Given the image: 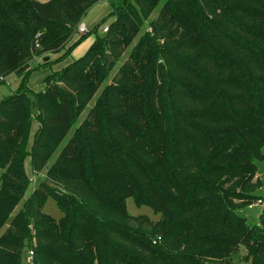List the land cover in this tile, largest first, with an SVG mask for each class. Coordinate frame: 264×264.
<instances>
[{
  "label": "trees",
  "instance_id": "1",
  "mask_svg": "<svg viewBox=\"0 0 264 264\" xmlns=\"http://www.w3.org/2000/svg\"><path fill=\"white\" fill-rule=\"evenodd\" d=\"M97 1L0 0V84L70 54ZM103 1L114 19L101 37L42 90L0 101V227L21 207L0 264H229L239 246V264H264V213L252 232L230 208L263 199L251 180L264 159V0ZM141 27L132 65L46 166L109 69L99 57H118ZM47 197L58 220L42 211ZM127 197L161 218L133 227Z\"/></svg>",
  "mask_w": 264,
  "mask_h": 264
},
{
  "label": "rangeland",
  "instance_id": "2",
  "mask_svg": "<svg viewBox=\"0 0 264 264\" xmlns=\"http://www.w3.org/2000/svg\"><path fill=\"white\" fill-rule=\"evenodd\" d=\"M38 1H45V0H38ZM158 9L156 8L152 14L149 15L147 20L155 17L157 15ZM114 19V16L110 14L109 7L107 5V2L101 0L97 1L96 3H93L91 6L88 7L85 14L81 17V21L84 22L86 26V32L84 37L80 38V34H76L72 38V44L73 47L70 51V54H67L64 58L57 60V57L59 56L60 52H49L47 53L48 61L44 63L42 59H39V63L43 64L39 66L37 69L33 70L29 74L25 75H14L9 74L6 76L4 82L0 84V101L6 97L7 95H10L17 91H24L26 95L32 96L33 93L38 92L43 89V80L44 78L50 74L54 73L63 66H65L68 62L71 63L73 59H76L79 56L82 55L86 51V49L89 47V45L94 42L96 37H101L103 35L102 28L104 26H108L112 23ZM172 29V27H171ZM146 29L141 27L138 34L134 37L133 41L129 43L127 46L123 48L121 53L116 58H111L109 53H105V55H101L99 57V62L101 64H106L109 69L106 70V73L104 77H101L97 81L96 89L93 93V95L90 97L89 101L86 104V107L83 109V111L79 114L74 116V120L72 122V125L70 127V130L68 131L66 137L64 140L57 146L55 152L50 156L48 159L46 166L51 165L55 158L57 157L60 149L62 146L66 143L67 139L71 136V133L73 131V127L81 123L85 117L87 116L88 109L95 106L96 104L101 102V99L103 97V89L106 86V84L113 82L116 72L118 69L124 65L128 64L132 65L131 57L135 53V48L137 46L138 41L140 40V37L143 35V33H146ZM161 42V41H160ZM162 45H159L157 43L158 52H161V49L164 48L165 43H160ZM70 45V44H69ZM67 45V46H69ZM79 53V54H78ZM33 92V93H32ZM164 99V98H163ZM165 101L162 100V106H165ZM27 105V104H26ZM262 153L264 154V148L262 149ZM255 166V172L253 174L251 183H253V188L251 189V193L260 194L263 196V199H256L253 201L244 200L242 199H232V205L231 209L234 210L238 215L241 217H244L250 225V231H255L257 227H259V217L261 213H264V159L259 161H254ZM45 169V167H44ZM42 169L40 171V174L43 173ZM3 172V169L0 168V177ZM30 174V169L27 170ZM1 184V179H0ZM35 186L34 183H29L27 185V192L24 196V199L32 192L33 188ZM21 203V202H20ZM125 205H126V211L129 215L137 217L136 219H132L133 227L135 228H141L144 227V230H147L149 222L155 223L161 218V215L159 212L153 211L148 205L146 204H136L132 197H127L125 199ZM21 209L20 204L16 203L14 207L12 208L11 212L8 215V220H10L15 214L19 212ZM42 211L45 214H48L53 219L58 220L62 216V212L56 205L55 201L47 197L44 201V204L42 205ZM8 220L6 223H4L0 227V236L3 235L8 227ZM148 222H147V221ZM246 250L239 246L237 250V255L233 256L228 259L229 264H239L241 261V258L245 255ZM27 256H23V262H26ZM219 264H225L223 262H219Z\"/></svg>",
  "mask_w": 264,
  "mask_h": 264
},
{
  "label": "built area",
  "instance_id": "3",
  "mask_svg": "<svg viewBox=\"0 0 264 264\" xmlns=\"http://www.w3.org/2000/svg\"><path fill=\"white\" fill-rule=\"evenodd\" d=\"M107 30V27H104L103 28V31H106ZM77 32L80 33V34H83L86 32V26L83 22H79L78 25H77ZM32 182H34V179H31ZM27 257L28 259H31L32 258V251H28V254H27Z\"/></svg>",
  "mask_w": 264,
  "mask_h": 264
},
{
  "label": "water",
  "instance_id": "4",
  "mask_svg": "<svg viewBox=\"0 0 264 264\" xmlns=\"http://www.w3.org/2000/svg\"><path fill=\"white\" fill-rule=\"evenodd\" d=\"M46 59H47V57L43 58V61L46 60ZM62 87L65 88L63 85H62ZM65 89H66V88H65ZM32 106H33V107L35 106V103H34V102L32 103Z\"/></svg>",
  "mask_w": 264,
  "mask_h": 264
},
{
  "label": "crops",
  "instance_id": "5",
  "mask_svg": "<svg viewBox=\"0 0 264 264\" xmlns=\"http://www.w3.org/2000/svg\"><path fill=\"white\" fill-rule=\"evenodd\" d=\"M81 22H83V21H81ZM83 23H84V22H83ZM78 54H79V53H78ZM82 54H83V53H82ZM78 57H79V55H78ZM78 57H77V58H78Z\"/></svg>",
  "mask_w": 264,
  "mask_h": 264
}]
</instances>
